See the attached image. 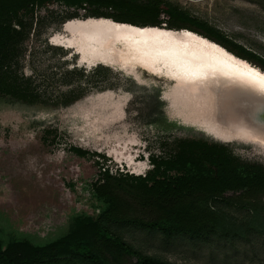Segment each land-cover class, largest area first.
<instances>
[{"label":"rangeland","instance_id":"374dc122","mask_svg":"<svg viewBox=\"0 0 264 264\" xmlns=\"http://www.w3.org/2000/svg\"><path fill=\"white\" fill-rule=\"evenodd\" d=\"M167 1L264 59V0ZM89 18L106 19L56 3L36 7L13 21L16 35L9 45L4 69L10 78L8 83L17 79L18 85L48 103L67 97L78 100L58 108L0 103L2 242L28 238L42 245L63 236L76 217L98 213L92 184L100 173L108 169L113 175L132 174L125 160L107 153L111 146L137 141L123 156H132L135 163H147V170L134 174L144 176L153 168L151 159L176 155L177 139L202 136L219 143L199 127L191 112L180 110L170 98L164 97L172 85L170 81L138 68L123 70L95 65L88 69L78 64L79 54L73 47L53 41L69 35L66 25ZM158 28L170 30L165 24ZM117 106L120 115L107 123L103 121L95 129H86L93 117L91 113L98 119L101 112L108 114ZM84 111L90 114V119L81 117ZM162 121L174 128L164 130ZM50 131L56 134H48ZM94 144L101 151L95 150ZM223 145L241 162L264 166V149L257 143L232 141ZM72 148L88 151L90 155L78 157ZM229 196L231 193L226 194ZM213 205L239 221L249 215L222 201ZM107 227L135 251L169 264H264V235L256 231L244 239L209 237L198 241L187 236L166 238L158 232L122 224ZM135 261L126 259L124 263Z\"/></svg>","mask_w":264,"mask_h":264},{"label":"trees","instance_id":"16d2710c","mask_svg":"<svg viewBox=\"0 0 264 264\" xmlns=\"http://www.w3.org/2000/svg\"><path fill=\"white\" fill-rule=\"evenodd\" d=\"M63 3L98 18L136 27L187 30L223 47L239 59L264 72V59L247 51L206 22L167 0H0V103L29 108H58L72 105L78 97L48 103L15 82L8 83L9 45L15 40L13 21L36 7ZM164 130L174 125L162 121ZM167 128V129H166ZM189 131V130H188ZM55 133L53 131L48 134ZM56 134V133H55ZM177 153L169 159H151L153 168L144 176L113 175L108 169L92 184L99 205L94 216L73 219L66 233L56 240L37 245L28 238L0 240V264H169L144 256L114 235L108 225L122 224L166 238L187 236L193 240L209 237L244 239L253 231L264 235V166L241 162L228 147L200 137L175 140ZM78 157L88 151L72 148ZM227 193L231 196L226 197ZM222 201L245 210L239 221L216 208Z\"/></svg>","mask_w":264,"mask_h":264},{"label":"bare ground","instance_id":"6f19581e","mask_svg":"<svg viewBox=\"0 0 264 264\" xmlns=\"http://www.w3.org/2000/svg\"><path fill=\"white\" fill-rule=\"evenodd\" d=\"M65 30L68 36H58L53 41L64 47H73L79 54V65L88 69L95 65L123 70L138 68L154 77L170 81L172 85L164 97L173 94L176 103L172 101V105L191 112L204 132L222 140L239 139L245 143H257L264 149L263 133L230 131L225 124L219 125L211 121L213 107H218L215 104L216 98L225 101V105L237 97L249 100L264 97V72L258 67L237 58L220 45L185 30L132 27L94 18L77 20L66 25ZM119 108L115 107L108 114L101 112L98 119L91 113L93 117L87 123L88 130L120 115ZM89 115L87 111L81 113L82 118L90 119ZM133 145H137V141L118 143L117 146L108 148L107 153L121 157L132 174L139 175L147 170L148 164L135 163L130 155L123 156V152L129 151ZM96 147L95 150L101 151Z\"/></svg>","mask_w":264,"mask_h":264},{"label":"water","instance_id":"95a60500","mask_svg":"<svg viewBox=\"0 0 264 264\" xmlns=\"http://www.w3.org/2000/svg\"><path fill=\"white\" fill-rule=\"evenodd\" d=\"M172 96L173 94H168V98H171V101L176 103V101L173 100ZM240 99V97H237V99L231 100L230 103L224 105L225 101L216 98L215 104H217L218 107H213V116L211 117V121L219 125L225 124V126H228L230 128V131H245L252 134H264V97H258L256 98V100H249L247 98H243L241 100ZM212 138L216 139L220 144H228L232 142L229 140H222L221 138H217L214 136H212ZM234 141L243 142L239 139Z\"/></svg>","mask_w":264,"mask_h":264},{"label":"flooded vegetation","instance_id":"af4514ba","mask_svg":"<svg viewBox=\"0 0 264 264\" xmlns=\"http://www.w3.org/2000/svg\"><path fill=\"white\" fill-rule=\"evenodd\" d=\"M92 114H93V113H92ZM87 123H89V122H87ZM90 124H91V123H90ZM86 126H88V127H89V125H87V124H86ZM88 127H87L86 129H88ZM84 143H85V142H84ZM84 145H85V146H87L88 144H87V143H85ZM94 146H95V147H94V149H96L97 147H96V145H95V144H94ZM107 152H108V150H107ZM108 153H109V152H108Z\"/></svg>","mask_w":264,"mask_h":264}]
</instances>
